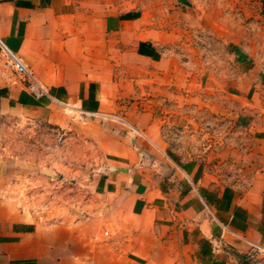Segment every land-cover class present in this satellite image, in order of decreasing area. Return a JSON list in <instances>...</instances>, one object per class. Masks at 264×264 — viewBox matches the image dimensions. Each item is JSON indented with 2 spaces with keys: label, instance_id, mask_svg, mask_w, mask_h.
Here are the masks:
<instances>
[{
  "label": "crops",
  "instance_id": "crops-1",
  "mask_svg": "<svg viewBox=\"0 0 264 264\" xmlns=\"http://www.w3.org/2000/svg\"><path fill=\"white\" fill-rule=\"evenodd\" d=\"M138 2L0 0V43L44 88L36 94L28 77L3 75L0 117L67 129L76 128V115L116 113L138 130L91 128L107 165L94 179L85 219L25 214L3 185L0 159V264H225L218 241L240 253L264 245V118L262 153L248 155L239 185L162 152L154 124L132 98L135 85L169 82L171 60ZM197 2L182 0V13H198ZM249 11L260 25L264 0ZM258 83L264 111L260 74Z\"/></svg>",
  "mask_w": 264,
  "mask_h": 264
},
{
  "label": "rangeland",
  "instance_id": "rangeland-1",
  "mask_svg": "<svg viewBox=\"0 0 264 264\" xmlns=\"http://www.w3.org/2000/svg\"><path fill=\"white\" fill-rule=\"evenodd\" d=\"M138 1L140 13L148 17L142 22L155 31L161 41L157 48L171 62L169 82L135 85L132 100L146 110L162 152L197 160L221 184L239 185L248 155L262 153L264 111L258 93L263 86L258 78L260 74L264 85V21L259 25L248 16L253 0H198V13L193 12L198 20L182 13V0ZM108 56L113 61L115 53ZM9 58L0 43V77L17 72ZM81 116H75L76 128L67 129L0 117L3 185L28 216L88 217L94 179L107 165L91 128L110 123L138 133L116 113ZM213 247L226 257L225 264H264V245L242 253L221 241Z\"/></svg>",
  "mask_w": 264,
  "mask_h": 264
},
{
  "label": "built area",
  "instance_id": "built-area-1",
  "mask_svg": "<svg viewBox=\"0 0 264 264\" xmlns=\"http://www.w3.org/2000/svg\"><path fill=\"white\" fill-rule=\"evenodd\" d=\"M4 48L8 51L9 53V65H12L15 70L17 71V73L22 74L26 77H28L31 81L30 87L32 88V90L34 91V93L36 94H41L44 91V88L41 84L37 83L32 75L30 74V72L28 71L26 65L23 63V61L16 56L13 52L9 51L5 46Z\"/></svg>",
  "mask_w": 264,
  "mask_h": 264
},
{
  "label": "water",
  "instance_id": "water-1",
  "mask_svg": "<svg viewBox=\"0 0 264 264\" xmlns=\"http://www.w3.org/2000/svg\"><path fill=\"white\" fill-rule=\"evenodd\" d=\"M2 44V43H1ZM4 46V45H3Z\"/></svg>",
  "mask_w": 264,
  "mask_h": 264
}]
</instances>
